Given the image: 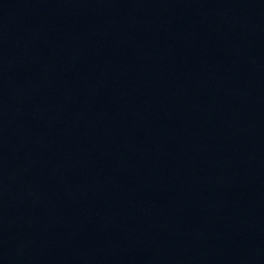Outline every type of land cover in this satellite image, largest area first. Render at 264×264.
<instances>
[{
    "label": "water",
    "instance_id": "obj_1",
    "mask_svg": "<svg viewBox=\"0 0 264 264\" xmlns=\"http://www.w3.org/2000/svg\"><path fill=\"white\" fill-rule=\"evenodd\" d=\"M0 264H264V0H0Z\"/></svg>",
    "mask_w": 264,
    "mask_h": 264
}]
</instances>
